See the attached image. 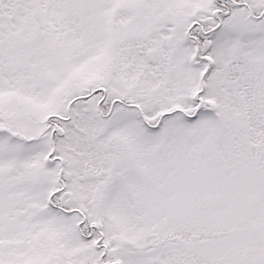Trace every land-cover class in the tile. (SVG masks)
Wrapping results in <instances>:
<instances>
[{
	"label": "snow or ice",
	"instance_id": "1",
	"mask_svg": "<svg viewBox=\"0 0 264 264\" xmlns=\"http://www.w3.org/2000/svg\"><path fill=\"white\" fill-rule=\"evenodd\" d=\"M0 264H264V0H0Z\"/></svg>",
	"mask_w": 264,
	"mask_h": 264
}]
</instances>
